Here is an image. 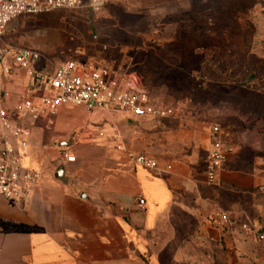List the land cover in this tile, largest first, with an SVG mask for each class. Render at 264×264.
Masks as SVG:
<instances>
[{
  "label": "crops",
  "instance_id": "1",
  "mask_svg": "<svg viewBox=\"0 0 264 264\" xmlns=\"http://www.w3.org/2000/svg\"><path fill=\"white\" fill-rule=\"evenodd\" d=\"M111 1L134 17L140 10L150 9L149 1L154 0ZM98 11L109 12L108 19L119 23L106 4L92 12ZM20 29L21 21L12 20L0 45L19 43L41 53V49L55 48L51 27L30 37L18 36ZM45 30L46 39L37 37ZM122 58L118 64L120 57L100 53L78 60L97 67L131 62L127 56ZM7 63L9 73L0 63L4 104L14 122L29 129L27 147L17 150L23 155L22 164L41 176L21 206L0 195V264H162L167 253L177 264L227 262L224 256L240 255L254 240L256 233L246 231L245 225L264 233V191L260 190L264 186V129L260 122L245 130L226 129L233 152L216 183L210 184L206 168L212 127H223L224 114L205 119L186 100L177 103L181 110L176 118L145 117L130 125L122 114L90 113L83 106L66 104L58 109L53 128L48 129L45 119L32 122L29 114L16 109L25 93L37 103L48 93L44 84L33 81L12 58ZM58 65L41 59L35 68L48 76ZM164 120L176 123L175 129L152 125ZM90 122L94 124L88 125ZM102 128L107 136L118 133L125 150L106 147L98 132ZM63 149L76 156L75 163L65 162ZM128 152L153 154L161 167L170 164L171 170L157 173L135 166ZM61 167L64 172L59 179L56 175ZM220 213L237 224L218 226Z\"/></svg>",
  "mask_w": 264,
  "mask_h": 264
},
{
  "label": "rangeland",
  "instance_id": "2",
  "mask_svg": "<svg viewBox=\"0 0 264 264\" xmlns=\"http://www.w3.org/2000/svg\"><path fill=\"white\" fill-rule=\"evenodd\" d=\"M111 2L106 7L119 17L118 24L106 11L58 10L16 18L22 27L18 36L51 27L56 45L41 49L42 61L57 65L102 53L120 57V64L127 56L140 63L142 80L157 102L187 100L205 119L224 114L227 130H245L256 122L264 129V0H154L134 17ZM42 34L37 37L46 39L48 32ZM157 124L168 131L177 125L169 120L152 125ZM98 132L102 143L113 148L106 130ZM224 257L227 262L196 264H264V241L255 236L240 255ZM162 264L177 263L167 253Z\"/></svg>",
  "mask_w": 264,
  "mask_h": 264
},
{
  "label": "built area",
  "instance_id": "3",
  "mask_svg": "<svg viewBox=\"0 0 264 264\" xmlns=\"http://www.w3.org/2000/svg\"><path fill=\"white\" fill-rule=\"evenodd\" d=\"M108 0H0V38L7 25L22 15H39L58 10H80L86 8L97 11ZM10 57L20 67L27 70L33 81L40 80L48 93L43 94L37 103L28 93L20 97L16 109L29 114L32 122L46 120L48 129L54 124V116L62 105L83 106L90 113L122 114L130 120L145 117L154 119L176 118L181 110L180 105L162 106L154 100L144 88L140 74L127 62L118 66L97 67L92 62L67 60L60 63L53 73L44 76L36 69L42 53L18 44L0 45V63L4 72L9 73L7 58ZM3 92L0 90V195L12 205L21 206L27 195L37 186L40 172L22 164L23 155L17 148L28 145L29 129L14 122L9 110L5 107ZM213 137L209 152L206 177L210 184L216 183L233 147L227 141L228 131L216 124L212 127ZM107 141L117 150H125L122 138L118 133L107 137ZM66 163L76 162V156L68 149L61 152ZM135 166L145 167L157 173L171 170V165L161 167L160 161L151 155L128 152ZM264 191V186L260 188ZM145 200L139 199L143 207ZM218 226L232 228L237 221L226 213L216 216ZM246 231L255 232L259 241H264V233L256 231L255 226H246Z\"/></svg>",
  "mask_w": 264,
  "mask_h": 264
},
{
  "label": "trees",
  "instance_id": "4",
  "mask_svg": "<svg viewBox=\"0 0 264 264\" xmlns=\"http://www.w3.org/2000/svg\"><path fill=\"white\" fill-rule=\"evenodd\" d=\"M131 64H133V69L136 70L140 74L141 79H143L142 69H141L142 67H141L140 63H138V61L135 62V61H132L131 60ZM142 84H143L144 88L149 92L150 96L152 97V92L148 89V87H147L146 83L144 82V80H142ZM160 104L162 106H168V107H170V106H174L176 103L175 104H172V105H165L163 103H160Z\"/></svg>",
  "mask_w": 264,
  "mask_h": 264
},
{
  "label": "water",
  "instance_id": "5",
  "mask_svg": "<svg viewBox=\"0 0 264 264\" xmlns=\"http://www.w3.org/2000/svg\"><path fill=\"white\" fill-rule=\"evenodd\" d=\"M128 123H129L130 125H134V124H135V121H133V120H129ZM67 144H68V143H65V145H67ZM63 172H64V168H63V167L58 168L56 177L59 178V179H61L60 176L63 174ZM59 174H60V176H58Z\"/></svg>",
  "mask_w": 264,
  "mask_h": 264
}]
</instances>
